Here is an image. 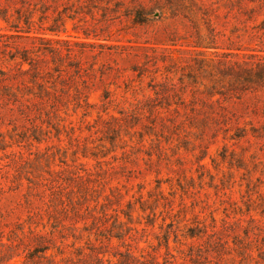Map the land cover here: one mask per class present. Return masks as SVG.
<instances>
[{
    "label": "rangeland",
    "instance_id": "374dc122",
    "mask_svg": "<svg viewBox=\"0 0 264 264\" xmlns=\"http://www.w3.org/2000/svg\"><path fill=\"white\" fill-rule=\"evenodd\" d=\"M0 12V70L17 72L11 50L44 46L28 26L53 36V24L67 67L59 101H27L16 74L17 100L0 94V264H264V92L221 98L223 122L185 77L196 42L259 54L264 0H0Z\"/></svg>",
    "mask_w": 264,
    "mask_h": 264
},
{
    "label": "trees",
    "instance_id": "16d2710c",
    "mask_svg": "<svg viewBox=\"0 0 264 264\" xmlns=\"http://www.w3.org/2000/svg\"><path fill=\"white\" fill-rule=\"evenodd\" d=\"M7 1L10 2L12 0ZM47 7L48 6H44V9H48ZM16 11H18L17 13H20L19 10ZM41 11L44 13L41 15V19H47L49 17L47 10L41 9ZM30 12L32 13L33 11ZM0 18L7 23L9 22L8 14L0 12ZM24 21L27 25L31 22L29 17H25ZM53 25H49L47 28H42L50 31V35L53 36H49L47 32H35L34 35L30 36L29 33L31 28L29 26L26 28L24 32L28 33L27 37L38 39L45 43L44 46L36 48L33 51V54L29 49L23 50L22 52L17 50L15 52L12 50L9 52L11 53L10 59L15 61L17 66V72L14 74L21 75V84L23 85L21 90L25 89V94L29 96L26 98L27 101L32 98L31 96H35L39 98V102L41 103L50 101L56 102L60 100L59 96L61 94L59 92L62 91L63 93L65 90V88L59 87L58 84L63 85L62 83L64 80L62 79V73L67 67H62V65L57 64L65 54H63L60 47L54 45V43L62 42L63 39L59 37L58 34L60 33V29H56ZM15 28L16 34L12 35L15 37L21 36L20 26L16 25ZM193 47L201 48L199 54L202 56L197 57L194 65L191 66L198 71L197 74L208 77L210 82H197L198 75L192 72L185 74V77L195 80L193 83L196 84L197 90L206 97V99H201V104L211 108L212 114H220L223 118V122L228 121L224 112H215V110L212 109L216 103L221 101V98L225 99L232 97L228 95H233L239 98L238 95L241 94L264 92V47L259 50V54H244L243 58H240L239 53L236 52H219L218 47L209 46V43L206 42L205 44L202 42H196ZM206 48H213L215 51H213L210 56H207L205 55V50H203ZM71 55V52L66 53V56L70 57ZM42 56L44 58L46 56H51V61L55 63L53 71L45 70L43 68L41 62L44 58ZM25 65H28V67ZM80 71L81 67L79 66L76 70V74L79 76H81ZM14 74L7 73L5 70H0V82L2 83L0 86V94L8 100L15 101L17 100L16 89H18L19 86H17V88L14 87V83L12 82ZM76 82L78 83V81ZM85 83L86 80L82 79V84ZM198 83L200 84L198 85ZM84 87L86 86L84 85ZM75 91L79 92L80 89L76 86ZM111 94V90L105 89L101 97L110 99ZM84 97L85 104L91 106L92 104L89 101V94H85ZM125 215L130 217L131 214L125 213ZM190 236H194V234H190ZM46 249L47 248L43 246L41 249H38V252H44ZM127 255H131V253L128 251L124 254V256ZM98 260L101 259L98 258Z\"/></svg>",
    "mask_w": 264,
    "mask_h": 264
}]
</instances>
